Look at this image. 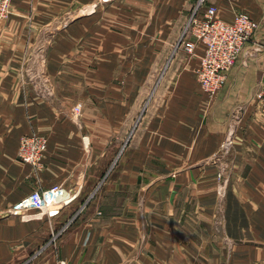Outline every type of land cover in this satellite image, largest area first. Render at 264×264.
<instances>
[{"label":"crops","instance_id":"0c3cea01","mask_svg":"<svg viewBox=\"0 0 264 264\" xmlns=\"http://www.w3.org/2000/svg\"><path fill=\"white\" fill-rule=\"evenodd\" d=\"M14 1L18 13L46 11L41 3ZM119 1L126 12L149 14L150 43L161 48L173 42L194 4ZM66 4L77 10L76 0H55L56 11ZM207 5L223 21L245 13L257 25L213 97L195 75L200 44L191 57L177 53L153 88H141L140 58L133 54L124 60L131 64L119 88L19 87L13 29L21 23L45 29L50 22L0 21V264H206V246L210 264H264V112L257 102L264 88V0ZM64 38L50 49L53 71L70 52ZM142 101L147 109L120 152L118 130ZM77 104L83 107L79 125L71 118ZM30 134L47 140L37 176L16 161L20 138ZM56 185L70 194L57 212L12 210L32 191ZM203 238H209L205 246Z\"/></svg>","mask_w":264,"mask_h":264},{"label":"rangeland","instance_id":"374dc122","mask_svg":"<svg viewBox=\"0 0 264 264\" xmlns=\"http://www.w3.org/2000/svg\"><path fill=\"white\" fill-rule=\"evenodd\" d=\"M86 1L87 3H85ZM89 1L76 0L77 10L75 12L69 11L68 4L64 7L62 6L61 12H58L56 11L58 7L54 5L55 0H29L30 4H44L46 11L38 14L18 13L17 10H14L15 1H12L10 13L5 18H0V21L12 20L20 23L26 21L30 24H41L38 23L39 21L50 22V27L45 29L33 27L32 25H30L32 29L23 28V23L18 25V29H13L14 40L18 39L14 41L13 45L14 56L20 57L21 64L17 76L14 77V81L16 84L18 83L19 87L32 88L33 86L36 88L38 83L39 88H119L120 86L122 87V76L125 77L128 73V63L129 65L131 64V62L124 60L128 58V54L129 59H131L133 54L135 60L140 58L141 88H153L155 84L158 86L163 82L177 53L183 52L186 56H193L186 54L184 51L185 37H183V34L198 0H192L194 4L191 5L192 7H190L186 20L180 29L174 31L173 42L169 45H163L162 48L159 44L150 43L155 35V29L150 27L149 14L126 12L125 8L121 7V4L125 2L119 1L118 3V0H92L88 4ZM88 7L92 9L86 12L85 10ZM16 12L18 14L15 15L14 13ZM128 20L138 21L137 24L141 28L137 26L131 27V23ZM132 33L135 37L129 39L128 34L132 36ZM137 35H140V43L133 45L130 41L135 39L136 42L138 40ZM26 37L31 38V42L24 40ZM58 38L70 40L71 45L68 48V52H70H67L65 60L60 59L56 63V69L53 71L50 49L54 47L55 43L59 42ZM17 48L19 51H16ZM155 55H157V58ZM153 58L156 61L149 71L150 60ZM63 74H66V76H63ZM151 74H155L152 83H150ZM155 78L156 80L153 83ZM146 109L147 102L142 101L139 109L127 112L125 116L126 122L122 128H119L117 133L122 139L118 142V151H122L129 143ZM82 111L83 107L81 104L75 105L71 111V118L78 125ZM113 127L116 128L115 126ZM113 132L117 135V130H113ZM45 151L41 158L43 166L39 170L23 162L18 156V150L16 161L26 166L32 174L37 176L44 169L43 159ZM118 156H115L116 158L114 157L112 161L110 159V171L116 166ZM220 181L222 186H225L228 180L221 179ZM14 206L12 210L16 212ZM194 229L197 230L196 227ZM210 239L213 241L214 238ZM215 239L218 241V238ZM198 240L201 242V238ZM208 240L209 238H203L202 244L204 246L207 245ZM205 250L203 260L206 264H210L209 261L213 260V254L207 251L208 246L205 247ZM192 255L196 257V254ZM200 256L201 254L199 253V259L201 260ZM190 263L193 264L192 261Z\"/></svg>","mask_w":264,"mask_h":264},{"label":"built area","instance_id":"2783aa9c","mask_svg":"<svg viewBox=\"0 0 264 264\" xmlns=\"http://www.w3.org/2000/svg\"><path fill=\"white\" fill-rule=\"evenodd\" d=\"M12 1L0 0V18H5L10 13ZM206 4L207 0H198L193 8L183 34L184 51L188 55H194L197 46L203 45V55L195 75L202 90L207 96L213 97L223 88L227 72L251 41L257 25L245 13H238L232 22L218 19L216 6ZM257 102L264 112V88L260 90ZM46 146V140L41 136H23L19 143L18 156L23 162L39 170L43 166L41 158ZM218 176L221 177V174ZM69 198V192L62 186L37 189L15 204L14 210L23 212L47 209L53 213L57 212L54 209L57 204Z\"/></svg>","mask_w":264,"mask_h":264},{"label":"bare ground","instance_id":"6f19581e","mask_svg":"<svg viewBox=\"0 0 264 264\" xmlns=\"http://www.w3.org/2000/svg\"><path fill=\"white\" fill-rule=\"evenodd\" d=\"M92 8L91 7H88L85 11L86 12H89ZM46 210V209H45Z\"/></svg>","mask_w":264,"mask_h":264}]
</instances>
